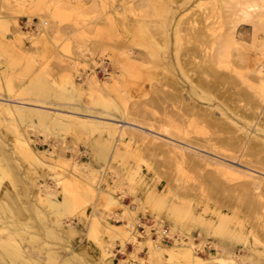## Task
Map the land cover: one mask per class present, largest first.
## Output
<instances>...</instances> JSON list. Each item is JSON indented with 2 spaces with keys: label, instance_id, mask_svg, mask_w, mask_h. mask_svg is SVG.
Wrapping results in <instances>:
<instances>
[{
  "label": "rangeland",
  "instance_id": "rangeland-1",
  "mask_svg": "<svg viewBox=\"0 0 264 264\" xmlns=\"http://www.w3.org/2000/svg\"><path fill=\"white\" fill-rule=\"evenodd\" d=\"M236 1L0 0V98L15 97L31 103L71 110L74 108V111L77 110L81 114L88 113L104 117L100 120V126L91 127L80 124H54L52 111H47V109L31 107L32 114L28 117L25 116L26 120L24 118L21 120L17 113L12 118L0 110V136L4 141V143L0 142V148H6L10 153L12 170L19 179L18 182L12 184L8 182L7 185L11 190L13 188L12 192L19 194L21 199L23 196L21 202L28 206L23 213L18 209V212L12 211V209L10 211V208H7L6 214L1 212L7 216L10 223L6 226L9 227L7 230L0 232V241L6 240L12 244L13 247L8 244V249L14 254L11 256L7 253V248L4 249L3 246H0V264H62L60 260L63 251H60L58 246L66 242L76 249L77 260L80 264H102L98 238L88 229L91 228L90 217L96 215L94 210L97 209L98 212L100 210L97 214L104 222L128 223L129 218V221H133L137 219L136 217H141L144 222L148 220L147 222L153 223L156 208L155 204L150 201L151 194L170 196V199L176 201H187L196 213L215 219L216 234H214L212 224H204L201 219L196 220L193 224L195 226L192 225L190 229H184L185 239L183 242L189 240L188 236H192L194 244L200 242H202L200 246L204 244L203 248L200 246L196 248L199 253H202L200 255L210 256L212 253H216L217 255L231 256L234 259L238 258L237 260L240 262L247 261L248 264L252 260L255 264L256 260L257 264H261L262 260L264 264V208L260 206L264 205V190H262L264 188H261L264 186V174L253 173L254 175L249 177L244 173L247 172L244 165L254 166L264 172V96L260 84L261 77L257 76L258 74L254 70L256 63L264 62L262 39V37L264 38V6L257 9L260 14L258 11L257 13L262 18L254 12L257 15H253L256 19L252 16L254 20L249 18L243 21L238 14L239 2L252 0ZM254 1L264 5L263 0V2L261 0ZM258 16L261 19L258 20ZM26 18L30 22L34 19L41 26L37 29L24 26ZM227 37H230L233 42H230L231 39L228 40ZM254 37L256 38L254 39ZM190 57L192 62H189ZM193 57L197 59L195 60ZM203 57L208 61L205 62L206 59L204 60ZM103 59L109 60L111 74L113 73L110 74L111 77L118 79V83L111 85L112 97L110 99L109 97L90 95L86 81L77 78L79 71H93ZM188 59L190 60L188 61ZM201 62L205 63L204 66ZM204 67L205 69H202ZM187 68L189 69L187 70ZM214 70L215 72H213ZM185 73L191 77L188 78ZM69 77H72L81 86L83 93L73 91L72 94L76 97H73L71 93L61 94L64 91L62 86L69 85L67 81ZM98 77V81L101 83L111 79ZM208 78H211L209 82ZM212 79L215 83H212L213 85L211 84ZM42 80L50 83L51 93L48 95H40L24 88L32 82ZM196 80L197 82H195ZM192 82L196 84L194 85ZM206 84L207 86L210 84L211 87H207ZM190 85L193 86V92L192 89H189ZM201 85L203 89L206 86L207 91L211 93L207 94L205 89H201ZM182 97L183 102L184 99L187 102L183 103ZM174 107L176 108L174 109ZM187 107H191V109H187ZM207 107L214 108L210 112ZM186 110H190V112L188 111L191 113L190 116ZM183 111L188 116L185 112L183 114ZM198 112L203 113L206 120ZM39 113L44 114L45 117L39 118ZM45 113L46 115L48 113L49 117ZM172 114L175 116L173 117ZM126 115L130 116L129 119ZM5 116H7V122ZM130 118L132 121L138 119L139 122L138 120L135 122H143L141 124H146L145 126L159 132H162V129L166 127V134L180 140L186 141L190 138V140L196 141L197 145L202 141V145H198L202 150L197 151L209 158L220 160V164L208 162L210 164L207 167L209 170L216 168L218 172L207 171L206 164L208 163L206 161L191 160L190 163L184 162L187 164L179 163L177 158L180 159V147L185 145L183 142L174 141L179 144L177 147L167 143L164 136H156L138 128L135 129L124 121L116 122L117 120H115H130ZM169 119L171 120L169 121ZM180 119L183 122L186 121L185 125ZM121 122L123 125H120ZM107 124H115L118 127L120 125L123 138L110 135ZM17 132L30 142L44 163H36L16 151ZM206 136L210 138L208 139ZM211 136L213 141H211ZM196 138L197 140H195ZM149 140L150 142H148ZM160 141L164 145L159 144ZM203 144L205 148L202 147ZM75 145L80 148V153L74 156L79 158L78 160L83 165H87L88 171L91 172L88 176L81 174L86 184L95 187L97 193L98 190L107 189L109 184L114 186V189L113 187L112 190L110 189V193L118 198L119 203L106 205L104 198L100 195L96 196L82 190L81 194L88 200L86 202H89L85 203L86 216H84L78 206L72 207V209H68L64 205L60 208H52L37 199V188L34 187L30 177L33 179L37 177L41 184H48L56 188L57 197L62 198L64 194L62 186L56 184L53 168L55 167L59 171L61 180L73 173L81 176L72 167L73 158L71 156L74 153L69 152L66 148L67 146L75 147ZM156 146L165 151H162L161 148L157 149ZM168 149L170 152L172 151L174 158L171 157ZM82 150H85V155H82ZM216 153H221L227 159L218 158ZM168 154L171 156L169 155V157ZM64 158L66 160L72 158L68 160L72 165L70 163L63 164L60 159ZM109 161L110 163H107ZM192 162L195 166L191 164ZM198 163L201 164V167ZM132 167L140 170L134 176L133 172L131 173ZM212 172L216 173L217 177L225 176L220 178L222 180H219V176L218 181L216 177L213 182V176L210 174ZM142 175L145 177L142 178ZM131 179L132 182L129 181ZM242 180L247 184H244ZM249 183L250 190H248ZM245 185H247L246 188H243ZM189 186L196 188L189 190ZM244 189H247L246 192ZM240 191L244 195L243 199H241ZM186 192H189L188 195ZM261 195L263 196L261 197ZM256 198L259 200L262 198V201ZM91 199L93 202L90 201ZM31 203H37L44 216H37ZM109 213L113 214L112 217L115 216V219L109 216ZM26 217L27 220L29 219L28 221H26ZM60 218L74 226L76 230L74 234L68 235L62 230L56 222V219ZM42 219L54 228L56 234L51 235L44 231L45 226L44 223L42 225L44 222ZM24 220L25 225L22 222ZM34 224H37L41 230L35 231ZM165 224L170 226L169 219L165 220ZM126 229L130 230L131 228L128 225ZM10 231L13 233L16 231L14 234L12 233L11 240L7 235ZM29 234L33 237H29ZM97 234L103 237L105 245L113 239L107 233L98 232ZM134 235L145 242L144 237L136 233ZM37 236L43 240L38 239ZM14 240L17 243H13ZM121 240L120 237H114L113 250L109 251L113 257V264L125 257L126 264H149L150 256L147 251L150 250V247L147 242H145L146 245L143 242V249H140L138 257L141 259L138 260L136 256L129 254L134 249L133 242L126 238L127 247L124 248ZM31 242L33 243L31 244ZM17 244L20 250L17 248L18 246H14ZM32 247L35 249L38 247L39 252ZM52 250H59V252ZM31 254L32 256H29ZM165 255L170 257L168 252H165ZM25 261L27 262L25 263ZM153 263L162 264L157 255L153 257Z\"/></svg>",
  "mask_w": 264,
  "mask_h": 264
},
{
  "label": "bare ground",
  "instance_id": "bare-ground-1",
  "mask_svg": "<svg viewBox=\"0 0 264 264\" xmlns=\"http://www.w3.org/2000/svg\"><path fill=\"white\" fill-rule=\"evenodd\" d=\"M236 1V0H235ZM262 1V0H261ZM264 1V0H263ZM262 1V2H263ZM237 2V1H236ZM235 2V3H236ZM258 2V1H257ZM256 1H254V0H252V1H245V2H239L240 3V6H238V11H239V16H240V19L241 20H247V19H249V18H253L256 14L254 13V12H256L257 13V11L259 10V7L260 8H263V6L264 5H261V3L259 4V2L257 3ZM264 4V3H263ZM216 6V5H215ZM229 8V7H228ZM233 9V8H232ZM236 9V8H235ZM258 9V10H257ZM264 9V8H263ZM262 9V10H263ZM237 11V10H236ZM259 12V11H258ZM264 12V11H263ZM233 13H235L234 11H233ZM254 13V14H253ZM258 14V13H257ZM259 14H260V12H259ZM258 14V15H259ZM214 15H216V14H214ZM254 15V16H253ZM221 16H222V14H221ZM253 16V17H252ZM257 16V15H256ZM260 17H261V15H259ZM257 17V19L259 20V18L260 17ZM263 16V15H262ZM231 17V16H230ZM234 18H236V16L234 15ZM255 19H256V17H254ZM254 18H253V20H254ZM262 18V17H261ZM260 18V19H261ZM230 20V19H229ZM252 20V21H253ZM250 21V20H249ZM28 22H30V21H28ZM232 23V22H231ZM238 23L240 24V22L238 21ZM246 23H247V21H246ZM246 23H244V24H246ZM262 23V22H261ZM261 23H260V25H261ZM229 24H230V22H229ZM237 24V22L235 23V25ZM249 24V23H248ZM231 25V24H230ZM15 26V25H14ZM231 26H233V25H231ZM237 26V25H236ZM255 26V25H254ZM228 28H229V25L227 26ZM258 27H260V26H258ZM261 27H262V25H261ZM260 27V28H261ZM255 28H256V26H255ZM230 30V29H229ZM228 31V30H227ZM232 31H233V28H232ZM257 32V31H256ZM264 33V32H263ZM19 34V33H18ZM231 35H232V33H231ZM230 35V36H231ZM235 35H236V33H235ZM234 36V35H233ZM254 36H255V34H254ZM228 38V40L229 39H231L230 37H227ZM256 37H254V39H255ZM195 39V38H194ZM262 39H263V42H264V38L262 37ZM196 40V39H195ZM234 40V39H233ZM196 41H198V40H196ZM200 41V40H199ZM238 41V40H237ZM230 42H233L232 41V39L230 40ZM238 43V42H237ZM236 44V43H235ZM256 44V43H255ZM237 46V45H236ZM160 48V47H159ZM259 49H261L260 47H259ZM161 50H162V48H161ZM263 50V49H262ZM264 51V50H263ZM206 55V54H205ZM204 55V56H205ZM210 55V54H209ZM205 57H208L209 58V56H205ZM191 58V57H190ZM194 59H195V57H193ZM211 58V57H210ZM209 58V59H210ZM197 59V58H196ZM195 59V60H196ZM203 59H204V57H203ZM202 59V60H203ZM206 59V61L205 62H207L208 60H207V58H205ZM204 59V60H205ZM190 59H188V61H189ZM203 60V61H204ZM262 60V59H261ZM193 60H192V58H191V60L189 61V62H192ZM188 62V63H189ZM196 62H198V61H196ZM182 63V62H181ZM180 63V64H181ZM212 63V62H211ZM213 63H215V62H213ZM179 64V65H180ZM201 64H203V66H204V62L202 63L201 62ZM209 65H210V63H208ZM207 64V65H208ZM186 65H188V64H186ZM193 65V64H192ZM206 65V66H207ZM213 65V64H212ZM180 67V66H179ZM183 67V66H182ZM193 67V66H192ZM198 67V66H197ZM196 67V68H197ZM202 66L200 65V68H201ZM208 67V66H207ZM194 68H195V66H194ZM193 68V69H194ZM189 68H187V70H188ZM198 69V68H197ZM202 69H205V67L204 68H202ZM201 69V70H202ZM254 70H255V72L258 74L257 76H260L261 77V90H262V94H263V96H264V62H262V61H260V62H258V63H256L255 64V66H254ZM204 71H208V70H204ZM210 71H212V70H210ZM209 71V72H210ZM253 71V70H252ZM114 72V71H113ZM198 72V71H197ZM213 72H215V70L213 71ZM213 72H211V73H213ZM199 73V72H198ZM111 74V73H110ZM113 74V73H112ZM111 74V75H112ZM186 74V73H185ZM111 75H109L107 78H111L110 80H107L105 83H101V82H99L98 81V75L94 72V69H93V71H92V73H89V74H87L86 72H80L79 71V73L77 74V78H79V79H81V80H85L86 81V84H87V86H88V89H89V94L90 95H98L99 97H105V98H107V97H109V99L112 97L111 96V92H110V90H111V85L112 84H114V83H118V79L117 78H114V77H111ZM118 75V74H117ZM186 75H188V78L189 77H191V76H189V74H186ZM193 75V74H192ZM213 75H215V74H213ZM182 77V76H181ZM185 77H187V76H185ZM207 77V76H206ZM42 79V78H41ZM211 78H208L207 80H208V82H209V80H210ZM122 80V79H121ZM190 80H191V78H190ZM190 80H188V81H190ZM202 80V79H201ZM213 80V79H212ZM211 80V81H212ZM47 81H49L48 79H47ZM68 83H69V85H65V86H62L64 89V91L63 92H61V94H65V92L66 93H71V95L73 96V97H76L74 94H72L73 93V91H76V92H78V93H81L83 90H82V88H81V86L80 85H78V83L77 82H75V80L72 78V77H69L68 78ZM192 81V80H191ZM190 81V82H191ZM194 81V80H193ZM181 82V81H180ZM195 82H197V80L195 81ZM204 82V81H203ZM207 82V83H208ZM214 82V80L211 82V84ZM83 83V82H82ZM193 83V82H192ZM198 83H199V81H198ZM187 84V83H186ZM194 85L196 84V83H193ZM192 84V85H193ZM203 84V83H202ZM213 84H215V83H213ZM212 84V85H213ZM259 84V85H260ZM64 85V84H63ZM198 85V84H197ZM210 85V84H209ZM207 86V84H206V86L207 87H211V85L210 86ZM205 86V91H207V87ZM83 87H85V86H83ZM122 87V86H121ZM179 87V86H178ZM188 87V86H187ZM192 87L193 86H191L190 85V90L192 89ZM195 87V86H194ZM201 87V89H203L202 88V85L200 86ZM24 88H26V90H28V91H30V92H34V93H37V94H40V95H48V94H50L51 93V87H50V83L48 84V82H46V81H44V80H42V81H35V82H32V83H30L27 87H24ZM53 88V87H52ZM55 88H57V87H55ZM54 88V89H55ZM176 88V87H175ZM179 88H181V87H179ZM184 89H186V88H184ZM203 89V90H204ZM209 89V88H208ZM182 91V90H181ZM180 91V92H181ZM59 92V91H58ZM87 92V91H86ZM124 92V91H123ZM127 92V91H126ZM169 92H171V91H169ZM174 92V91H173ZM172 92V93H173ZM176 92V91H175ZM192 92H193V89H192ZM201 92V91H200ZM208 92V91H207ZM206 92V93H207ZM83 93V92H82ZM186 93V92H185ZM203 93V92H202ZM211 92H208L207 94H210ZM60 94V93H59ZM171 94V93H170ZM70 95V94H69ZM83 95V94H82ZM127 95V94H126ZM176 95V94H175ZM174 95V96H175ZM182 95V94H181ZM203 95V94H202ZM205 95V94H204ZM114 96V95H113ZM169 96H171V95H169ZM174 96H172V98L174 97ZM194 96H195V94H194ZM208 96H210V95H208ZM80 97H82V96H80ZM80 97H78V98H80ZM180 97V96H179ZM199 97V96H198ZM200 97H202V96H200ZM207 97V96H206ZM115 98V97H114ZM178 97H177V95H176V99H177ZM185 98V97H184ZM195 98V97H194ZM193 98V99H194ZM208 98H210V97H208ZM213 98V97H212ZM211 98V99H212ZM262 98V97H261ZM174 99V98H173ZM172 99V101H174ZM198 99V98H197ZM28 100V99H27ZM179 100H180V98H179ZM188 100V99H187ZM209 100V99H208ZM263 100V99H262ZM186 100L184 99V102H185ZM191 101V100H190ZM198 102H199V100H197ZM182 102H183V97H182ZM183 102V103H184ZM187 102V101H186ZM111 103H112V101H111ZM175 103V102H174ZM51 104V103H50ZM92 104V103H91ZM177 104V103H176ZM55 105V104H54ZM181 105V104H180ZM186 105V104H185ZM186 106H188V105H186ZM196 106V105H195ZM31 107H33V108H36V109H47V111H52V121H53V123L54 124H62V125H65V124H75V125H77V124H80V125H83V126H85V125H89V126H96V125H99L100 124V120L102 119V117L103 116H99V115H94V114H88V113H83V114H81L80 112H77V110L76 111H74V108H73V110H71V109H65V108H62V107H57V106H51V105H44V104H40V103H31V102H27V101H25V99L24 100H19V99H17V98H15V97H7V98H0V110L1 111H3V112H6L7 114H9V116L10 117H14V114L15 113H17L20 117H21V120H22V118H24L25 116H30V114H32L31 113ZM87 107V106H86ZM118 107V106H117ZM168 107V106H167ZM171 107V106H170ZM178 107V106H177ZM205 107V106H204ZM85 108V107H84ZM122 108V107H121ZM176 107H174V109H175ZM183 108V107H182ZM188 108H190L191 109V107H187V109ZM198 108V107H197ZM208 108V107H207ZM212 108H214V107H212ZM212 108H208L209 109V111L210 110H212ZM215 108H216V106H215ZM86 110H87V108H85ZM120 109V108H119ZM174 109H173V111H174ZM193 109V108H192ZM199 109V108H198ZM203 109V108H202ZM202 109H201V111H202ZM206 109V108H205ZM104 110V109H103ZM125 110H127V109H125ZM169 110H170V108H169ZM185 110V109H184ZM189 112H190V110H188ZM187 110H186V112L188 113V115L189 114H191V113H189ZM193 111V110H192ZM196 111V110H195ZM200 111V110H199ZM213 111H214V109H213ZM111 112V111H110ZM126 112V111H125ZM124 112V113H125ZM169 112H171V111H169ZM179 112V111H178ZM184 112L185 111H183V114H184ZM185 112V113H186ZM203 112H204V110H203ZM211 112V111H210ZM187 113H186V115H187ZM195 113V112H194ZM200 112H198V114H199ZM208 113V111L206 112V114ZM221 113H223V112H221ZM104 114V113H103ZM174 114V113H173ZM172 114V116L174 117L175 115H176V113H175V115H173ZM182 114V113H181ZM200 114H202L204 117H205V115L203 114V113H200ZM213 114V113H212ZM39 115H40V117L39 118H42V117H45L44 116V114L43 115H41L40 113H39ZM45 115H46V113H45ZM49 114L47 113V115L46 116H48ZM167 115H169V114H167ZM187 115V116H188ZM192 115H194V114H192ZM201 115V116H202ZM211 115V114H210ZM34 116V115H33ZM33 116H32V118H33ZM122 116V115H121ZM127 117H128V115H126ZM177 116H179V117H181L180 115H177ZM190 116V115H189ZM7 116H5V118H6ZM49 117V116H48ZM130 117V116H129ZM129 117H128V119H129ZM132 117V116H131ZM178 117V118H179ZM224 117V116H223ZM226 117V116H225ZM26 118V117H25ZM24 118V119H25ZM104 118V117H103ZM167 118V117H166ZM170 118H171V116H170ZM175 118H177V117H175ZM185 118V117H184ZM216 118V117H215ZM23 119V120H24ZM49 119V118H48ZM47 119V120H48ZM127 119V118H126ZM168 119V118H167ZM225 119V118H224ZM224 119H223V121H224ZM26 120V119H25ZM29 120H31V119H29ZM41 120V119H40ZM39 120V121H40ZM115 120H117L116 122H120V121H124L125 123H127V125L129 124V125H131V127H135V129L136 128H138V129H140V130H142V131H145V132H148V133H152V134H154V135H156V136H160V137H165L166 139H167V143H169V144H173L174 146H177V147H179V144H176L174 141H179L180 143L181 142H183L185 145L184 146H181L180 147V149H181V153H180V159H178L177 158V160H179V163H183V164H187V163H184V162H189V161H191V160H194V161H206L207 163L208 162H210V161H212L213 163H218V164H220L221 162H220V160H216V158H209V156H206V155H203V154H200L197 150H202V149H200V147H198V145H202L201 143H202V141L201 142H199L200 144H196L195 142L196 141H192V140H190V138L189 139H187L186 141H184V140H180V139H177L176 137H174V136H171V135H168V134H166V132H167V128L165 127V128H163L162 129V132H159V131H157V130H155V129H153V128H151V127H147V126H145L146 124H141V123H143V122H141V123H138L139 122V120L138 119H136V120H138V122H135L136 120H134V121H132L131 120V118H130V120H118V119H115ZM114 120V121H115ZM171 119H169V121H170ZM182 120H183V118H182ZM181 119H180V121L181 122H183ZM196 120V119H195ZM205 120H206V117H205ZM228 120V119H227ZM5 121L7 122V118L5 119ZM19 121V120H18ZM38 121V120H37ZM45 121V120H44ZM176 121V120H175ZM209 121V120H208ZM215 121H216V119H215ZM172 122V121H171ZM210 122V121H209ZM25 123V122H24ZM38 123V122H37ZM51 123V122H50ZM122 123V122H121ZM180 123V122H179ZM184 123V125H185V123H186V121L185 122H183ZM207 123V122H206ZM205 123V124H206ZM211 123H213L212 121H211ZM225 123V122H224ZM39 124V123H38ZM102 124V123H101ZM177 124V123H176ZM182 124V123H181ZM197 124H199V123H197ZM214 124V123H213ZM212 124V125H213ZM12 125H13V123H12ZM29 125V124H28ZM40 125V124H39ZM108 125V124H107ZM120 125H123V123L122 124H120ZM120 125H119V127H120ZM155 125V124H154ZM183 125V126H184ZM14 126V125H13ZM47 126H48V124H47ZM52 126V125H51ZM100 126V125H99ZM102 126H104V125H102ZM175 126H177V125H175ZM108 128H109V133H110V135H117V136H119L120 137V139H122L123 138V135H122V131H121V128H119L117 125H115V124H109L108 126H107ZM130 127V128H131ZM161 127V126H160ZM181 127V126H180ZM203 127H204V125H203ZM129 128V127H128ZM176 128V127H175ZM178 128H179V126H178ZM60 129H62L61 127H60ZM134 129V128H133ZM132 129V130H133ZM182 129V128H181ZM180 129V131H183V130H181ZM17 130V129H16ZM52 130V129H51ZM76 130V129H75ZM159 130V129H158ZM186 130V129H185ZM185 130H184V132H185ZM211 130V129H210ZM49 131V130H48ZM54 131V130H53ZM209 131V130H208ZM140 132V131H139ZM173 132V131H172ZM171 132V133H172ZM50 133V132H49ZM92 133V132H91ZM128 133H129V131H128ZM169 133V132H168ZM175 133V132H174ZM183 133V132H182ZM209 133V132H208ZM212 133V132H211ZM213 133L215 134V130L213 131ZM213 133H212V135H213ZM138 134V133H137ZM136 134V135H137ZM188 134V133H187ZM207 134V133H206ZM210 134V133H209ZM208 134V135H209ZM179 135V134H178ZM183 135V134H182ZM181 135V136H182ZM93 136V135H92ZM112 137V136H111ZM114 137V136H113ZM127 137V136H126ZM191 137V136H190ZM207 137V136H206ZM213 137H215L214 135H213ZM212 136H211V139L213 138ZM46 138H47V136H46ZM184 138V137H183ZM193 138V137H192ZM191 138V139H192ZM208 139L210 138V137H207ZM45 139V138H44ZM118 139V138H117ZM146 139V138H145ZM207 139V140H208ZM45 140H47V139H45ZM126 140V139H125ZM194 140V139H193ZM195 140H197V138L195 139ZM200 140V139H199ZM214 139H212L211 141H213ZM169 141V142H168ZM170 141H173V142H170ZM0 142L1 143H4V141H3V139L1 138V136H0ZM148 142H150V140L148 141ZM161 142V141H160ZM198 143V142H197ZM204 143V142H203ZM208 143V142H207ZM215 143H217V142H215ZM108 144H109V142H108ZM153 144V143H152ZM159 144H163L162 142L161 143H159ZM159 144H157V145H159ZM154 145V144H153ZM152 145V146H153ZM164 145V144H163ZM205 145H206V143H205ZM204 144H203V148H205L204 146H205ZM214 145V144H213ZM114 146H115V144H114ZM162 146V145H161ZM218 146V145H217ZM67 148V150L69 151H71V152H73L74 154H72V158H73V170H76L77 172H79V174L81 175H86V176H88V175H90L91 174V172H89L88 171V169L89 168H87V165L85 166V165H83L82 164V162H80V160H78L77 159V157L76 156H74V155H77V154H79L80 153V148H78V146H76L75 145V147H70V146H67L66 147ZM153 148H155L154 146H153ZM156 148H157V146H156ZM158 148H159V146H158ZM157 148V149H158ZM161 148V147H160ZM159 148V149H160ZM15 149H16V151H18L19 153H21L22 155H24L25 157H27V158H29V159H31V160H33L34 162H36V163H39V164H42V163H44L43 162V160L40 158V156L37 154V152L35 151V149L32 147V145L30 144V142L26 139V138H24V137H22L21 135H20V133L19 132H17V137H16V141H15ZM163 148H161V150H162ZM165 149V148H164ZM179 149V148H178ZM179 149V150H180ZM210 149V148H209ZM169 150V149H168ZM167 150V151H168ZM210 150H212V149H210ZM213 150H216V148H213ZM40 151V150H39ZM162 151H165V150H162ZM166 151V152H167ZM98 152V151H97ZM165 152V153H166ZM169 152H170V150H169ZM169 152H167V153H169ZM172 152V151H171ZM170 152V153H171ZM208 152V151H207ZM170 154H168V156H169ZM172 155V156H171ZM171 157H173L174 158V155H173V153H171ZM214 155V154H213ZM55 156V155H54ZM169 156V157H170ZM216 156L218 157V158H222V159H227L226 157H224L221 153H216ZM70 157V156H69ZM80 157V156H79ZM26 158V159H27ZM58 158V157H57ZM71 158V159H72ZM231 158V157H230ZM71 159H69L68 158V160H71ZM82 159V158H81ZM68 160H66L65 158L64 159H60V161L63 163V164H65V165H68L69 163H70V161H68ZM11 161H12V159H11V156H10V153H8L7 152V150H6V148H0V232L1 231H4V230H7L9 227H6V226H8L9 225V221L7 220V216L5 215H3L6 211H7V208H10V211H11V209H12V211L13 210H16V212H18L17 211V209L19 210V211H22V213H23V211H24V209L25 208H27L28 206H27V204L25 205V204H23V202H21V200L23 199V196H22V199H21V196H19V194H16V193H13L12 192V190H13V188H12V190L10 189V187L7 185L8 184V182H11V184L12 183H16V182H18V177H17V175H16V173H14L13 172V170H12V167H11ZM30 161V160H29ZM89 161V160H88ZM177 162V161H176ZM248 162V161H247ZM72 163H70L71 165H72ZM107 163H110V161L109 162H107ZM190 163V162H189ZM188 163V164H189ZM200 163H202V162H200ZM200 163H198V165L200 164ZM251 163V162H250ZM49 164V163H48ZM191 164H193V162L191 163ZM191 164H189V165H191ZM210 163H208V164H206L207 166H206V169H208L207 167H208V165H209ZM240 164V163H239ZM33 165H35V164H33ZM50 165V164H49ZM70 165V166H71ZM91 165V163L89 164V166ZM194 165V164H193ZM193 165H191V166H193ZM252 165V164H251ZM42 166V165H41ZM56 166V165H55ZM195 166V165H194ZM200 167H201V164L199 165ZM245 167H246V170H247V172H244L245 173V175L246 176H249V177H252L254 174L253 173H263L264 174V172L263 171H260V170H258V169H256V168H254V166L253 167H251V166H246V165H244ZM45 167H47V166H45ZM49 167H51L52 168V166H49ZM91 167V166H90ZM66 168V167H65ZM64 168V169H65ZM203 168H204V166H203ZM219 168V167H218ZM224 168V167H223ZM239 168V167H238ZM21 169V168H20ZM54 169V172H55V176H53L54 177V179H55V182H56V184H60L61 186H62V192L64 193L63 194V196H62V198H59V197H57V194H58V192H57V189L56 188H54V187H52L51 185H48V184H41L40 183V181H39V179L36 177L35 179H33L32 177H30L31 178V180L33 181V185H34V187H36L37 188V195H36V197H37V199L39 200V201H41V202H45V203H47L48 204V206H50V207H52V208H60V206H62V205H64L65 207H67L68 209H72V207L74 208V207H80V210H82L81 211V213L84 215V216H86V211H85V207H86V204L85 203H89V202H86V200L87 199H85L84 198V196L81 194V191L83 190V191H85V192H88V193H92L93 195H100L101 197H103L104 198V201H105V204L106 205H109V204H115V203H119L120 201L118 200V198H115L110 192V189L113 187V189H114V186H112V185H110L109 184V186L107 187V189H105V190H98V193H97V191L95 190V187H93V186H90V185H88V184H86V182L83 180V177H82V175L81 176H77V175H74V173L73 174H70V176L69 177H66L65 179H62L61 180V175H60V173H59V171L54 167L53 168ZM71 169V168H70ZM210 169H212V168H210ZM245 169V168H244ZM29 170H31V169H29ZM39 170V169H38ZM223 170V169H222ZM234 170V169H233ZM245 170V171H246ZM64 171V170H63ZM66 171V170H65ZM75 171V172H76ZM140 170L138 169V168H133L132 167V171H131V173H132V175L134 176L136 173H138ZM207 171H216V172H218L217 170H216V168H215V170L213 169V170H207ZM226 171V170H225ZM67 172V171H66ZM229 172V171H228ZM237 172V171H236ZM239 172V171H238ZM72 173V172H71ZM220 173V172H219ZM225 173V172H224ZM240 173V172H239ZM53 174V173H52ZM93 174V173H92ZM98 174V173H97ZM210 174H212V179H213V182H214V180L216 179V173H214V172H212V173H210ZM209 174V175H210ZM221 174H223V173H221ZM227 174V173H226ZM122 175V174H121ZM244 175V174H243ZM49 176V175H48ZM100 176V175H99ZM105 176V175H104ZM114 176V175H113ZM220 176V175H219ZM218 176V177H219ZM223 176H225V175H222V176H220L219 177V180H222V179H220V178H222ZM51 177V176H50ZM122 177V176H121ZM145 176L144 175H142V178H144ZM218 177H217V181H218ZM8 179V180H7ZM126 179H127V177H126ZM210 179V178H209ZM117 180V179H116ZM248 180V179H247ZM3 181H7V182H3ZM96 181V180H95ZM129 181H133L132 179L131 180H129ZM128 181V182H129ZM243 181V180H242ZM161 182V181H160ZM251 182H252V180H251ZM44 183H46V182H44ZM243 183H244V181H243ZM93 184V183H92ZM162 184V183H161ZM244 184H247V182L246 183H244ZM10 185V184H9ZM44 185V186H43ZM98 185H99V183H98ZM254 185V184H253ZM13 186V185H12ZM11 186V187H12ZM246 186L247 185H245V187L243 186V188H246ZM249 189L248 190H250V183H249ZM13 187H15V185L13 186ZM25 187H26V185H25ZM56 187V186H55ZM161 187V186H160ZM252 187V186H251ZM260 187H261V185H260ZM21 188V187H20ZM27 188H28V186H27ZM121 188V187H120ZM166 188V187H165ZM171 188V187H170ZM189 188H190V186H189ZM188 188V189H189ZM191 188H193L192 186H191ZM189 189V190H192V189ZM194 188H196V187H194ZM193 188V189H194ZM202 188V187H201ZM261 188H264V186L263 187H261ZM100 189H101V187H100ZM103 189V188H102ZM154 189V188H153ZM241 189V188H240ZM254 189H255V187H254ZM112 190V189H111ZM121 190V189H120ZM203 190V189H202ZM243 190V189H242ZM247 190V189H246ZM246 190L244 189V191L246 192ZM262 190H264V189H262ZM17 191H18V189H17ZM21 191V190H20ZM59 191V190H58ZM178 191V190H177ZM180 191V190H179ZM243 191V192H244ZM252 191V190H251ZM255 191H257V190H255ZM16 192V191H15ZM19 192V191H18ZM84 192V193H85ZM116 192V191H115ZM119 192V191H118ZM180 192H182V190L180 191ZM184 192V191H183ZM254 192V191H253ZM178 193V192H177ZM187 193V195H188V193L189 192H186ZM185 193V194H186ZM240 194H242V192L240 191L239 192ZM248 193H249V191H248ZM250 193H252V192H250ZM178 194H180V193H178ZM183 194V193H182ZM254 194V193H253ZM127 195V194H126ZM250 195V194H249ZM258 195V194H257ZM256 195V196H257ZM125 196V195H124ZM241 196V195H240ZM243 194H242V198L241 199H243ZM263 195H261V197H262ZM117 197V196H116ZM126 197V196H125ZM124 197V198H125ZM170 197V196H169ZM169 197H165V196H163V195H161V194H156V195H154V194H151V197H150V201L152 202V203H154L155 204V208H156V210H155V213H154V220L155 221H153V224H155V225H157L158 227H162V226H164V225H166L165 224V220H167V219H169V221H170V226H169V229H170V233H171V235H172V240L169 242V243H162V242H159L158 240H156L155 238H153L152 237V234H151V232H150V225H148V223L149 222H144L142 219H141V217L140 218H138V217H136L137 219L136 220H133V221H129V219L127 220L128 221V223H110V222H108V221H106V222H104V221H102L99 217H98V214L97 213H99L100 212V210H99V212H98V210L96 211V210H94L95 212H96V215H94V216H92V217H90V221H91V223H90V225H91V228L89 227H87L88 229H90V233L92 232L93 234H95L96 235V238H98L97 239V241H98V246H99V248H101V258H102V261H101V263L102 264H113V257L111 256L112 254H111V252H109L110 250H113V245H114V237H120L122 240V245H123V247L124 248H126L127 247V243H126V241H125V239L127 238V239H130V241H132L133 242V245H134V249H133V251L130 253L129 252V254L131 255V256H136L137 258L139 257V253H140V249H143L142 248V244H143V242L144 241H142V240H140L139 239V237H137L136 235H134V232L136 231V226H137V224L138 223H143L145 226H146V233L144 234V235H140V234H138V233H136V234H138V235H140L141 237H144L145 239V242H147L148 244L147 245H149L148 247H150V250L149 251H147V252H149L148 254H149V256H150V262H149V264H154L153 263V257L155 256V255H157L158 256V259H159V261H161L162 262V264H248V262L247 261H244L243 260V262H240V260H237V259H234L233 257H231V256H223L221 253V255H217L216 253H212L210 256H202V255H200V254H202V253H199L198 252V250L196 249L198 246H200V243H202V242H200L199 244H194V242H193V238H192V236H188L189 237V240L188 241H185V242H183L184 241V229H190V227L196 222V220H200L201 219V221H203V223L204 224H209V225H211L212 224V226H213V231H214V234H216V221H215V219L214 218H212L211 216L210 217H205V216H203L202 214H198V213H196L193 209L194 208H192L191 206H190V204L187 202V201H184V200H182V201H176V200H172V199H170ZM239 197V196H238ZM254 197V196H253ZM253 197H252V200H253ZM257 197H259V196H257ZM91 198H93V197H91ZM246 198H247V195H246ZM260 198V197H259ZM259 198H256V199H258L259 200ZM264 198V197H263ZM84 199V200H83ZM255 199V198H254ZM94 200V199H93ZM122 200V199H121ZM246 200V199H245ZM88 201V200H87ZM91 202H93L92 201V199L90 200ZM95 201V200H94ZM259 201H262V198H261V200H259ZM264 201V200H263ZM125 202V201H124ZM255 202V201H254ZM259 203V202H258ZM263 203V202H262ZM93 204V203H92ZM251 205V204H250ZM252 205H253V202H252ZM259 205V204H258ZM31 206L33 207V209H34V212L37 214V216H39V217H41L42 215H43V212H42V210H41V208L38 206V204L37 203H31ZM261 207L263 206V208H264V205H260ZM106 207V206H105ZM124 207V206H123ZM261 207H259L260 209H262ZM64 208V207H63ZM122 208V207H121ZM258 208V209H259ZM102 209H104V208H102ZM106 209V208H105ZM54 210V209H53ZM4 212V213H1V212ZM9 211V210H8ZM112 211V210H111ZM15 212V213H16ZM94 212V213H95ZM134 212V211H133ZM12 213V212H11ZM14 213V214H15ZM25 213V212H24ZM128 213V212H127ZM153 213V212H152ZM6 214V213H5ZM18 214V213H17ZM26 214V213H25ZM63 214V213H62ZM101 214V213H100ZM104 214V213H103ZM122 214V213H121ZM134 214V213H133ZM137 214V213H136ZM8 215V214H7ZM22 215V214H21ZM64 215V214H63ZM67 215V214H66ZM102 215V214H101ZM113 215V214H112ZM112 215H110V213H109V216H111L112 217ZM120 215V214H119ZM124 215V214H123ZM125 215H127L126 213H125ZM15 216H16V214H15ZM44 216V215H43ZM59 216V215H58ZM105 216H108V215H105ZM104 216V217H105ZM122 216V215H121ZM21 217V216H20ZM110 217V218H111ZM115 216H113L112 218H114ZM16 218H17V216H16ZM15 218V219H16ZM56 218V217H55ZM62 218V217H61ZM56 219V222H57V224L62 228V230H64L68 235H72V234H74L75 233V228H74V226H72L70 223H68V222H65V221H63L62 219ZM69 218V217H68ZM118 218V217H117ZM124 218H126L127 219V217H124ZM67 219V218H66ZM115 219V218H114ZM113 219V220H114ZM119 219V218H118ZM22 220V219H21ZM29 220V219H28ZM27 220V217H26V221H28ZM43 220V219H42ZM53 220H55V219H53ZM68 220V219H67ZM150 220V219H149ZM152 220V219H151ZM16 221V220H15ZM40 221V220H39ZM44 222H42V225H43V223H44V231H46V233L48 232L49 234H51V235H54V234H56V232H55V230H54V228H52L50 225H49V223H47L45 220H43ZM89 221V220H88ZM11 222H13V221H11ZM19 222V221H18ZM23 222V224L25 225V220L24 221H22ZM22 222H20V223H22ZM13 223H15V222H13ZM16 223H17V221H16ZM18 225V224H17ZM22 225V224H21ZM89 224H88V226H90ZM128 225H129V228H131L130 230H128V229H126V227L128 228ZM13 226V225H12ZM16 226V225H15ZM19 226V225H18ZM27 226V225H26ZM193 226H195V225H193ZM222 226V225H221ZM33 227V226H32ZM264 227V226H263ZM11 228H13V227H11ZM23 228H24V226H23ZM22 228V229H23ZM25 229V228H24ZM29 229H32V228H29ZM34 229H36L35 231H40L41 229H40V227H38L37 226V224H34ZM33 229V230H34ZM87 229V230H88ZM264 229V228H263ZM262 229V230H263ZM20 230V229H19ZM202 230V229H201ZM9 231V230H8ZM13 231V230H12ZM12 231H10V232H8V238H10V237H12L13 238V234L16 232H12ZM264 231V230H263ZM20 232V231H19ZM27 232H28V230H27ZM30 232V231H29ZM98 232H103V233H107L111 238H113L112 239V241L108 244L107 243V245H105L104 244V239H103V237H100L97 233ZM262 232V231H261ZM7 233V232H6ZM13 233V234H12ZM21 233H23L22 231H21ZM25 233V232H24ZM87 233V232H86ZM128 233H129V235H128ZM35 234V233H34ZM100 234V233H99ZM0 235H1V233H0ZM18 235V234H17ZM20 235V234H19ZM50 235V236H51ZM87 235V234H86ZM90 235H92V234H90ZM190 235V234H189ZM220 235V234H219ZM222 235V234H221ZM31 235L29 234V237H30ZM36 236V235H35ZM34 236V237H35ZM47 236H48V234H47ZM109 236H108V238H109ZM19 237V236H18ZM29 237H27V238H29ZM33 236H31V238H32ZM38 237V236H37ZM90 237V236H89ZM12 238H10L9 240H11ZM256 238V237H255ZM7 239V238H6ZM26 239V238H25ZM36 239V238H35ZM38 239H40V240H43V239H41V238H39L38 237ZM188 239V238H187ZM257 239V238H256ZM255 239V240H256ZM32 240V239H31ZM34 240V239H33ZM37 240V239H36ZM39 240V241H40ZM96 240V239H95ZM259 240V239H258ZM29 241V240H28ZM129 241V240H128ZM260 241V240H259ZM17 243V241H15L14 240V242L13 243ZM38 242V241H37ZM144 242V243H145ZM228 242V241H227ZM21 243V242H20ZM33 242H31V244H32ZM261 243V242H260ZM8 244H10V243H8V241H0V246H3L4 247V249L5 248H7V253L8 254H11V256L14 254L13 252H11V251H9V247H8ZM40 244H41V241H40ZM43 244V243H42ZM97 244V243H96ZM264 244V243H263ZM10 245H12V244H10ZM9 245V246H10ZM36 245V244H35ZM145 245H146V243H145ZM14 246H18V244L17 245H14ZM37 246V245H36ZM54 246V245H53ZM53 246H52V248H53ZM56 246V245H55ZM202 246L204 247V244H202ZM202 246H200L201 248H203ZM216 246V245H215ZM220 246V245H219ZM12 247H13V245H12ZM44 247V246H43ZM18 249H19V246L17 247ZM17 248H15V249H17ZM32 248H34L35 249V247H32ZM38 248V247H37ZM36 248V249H37ZM58 248H60L59 250L60 251H63V254L61 255V262H62V264H80L79 263V261L77 260V258H78V254H77V251H76V249H74L73 247H71V246H69L68 245V243L66 242V243H64V244H62V245H60V246H58ZM75 248H77V247H75ZM129 248V247H128ZM223 248V247H222ZM224 248H225V246H224ZM223 248V249H224ZM33 249V250H34ZM36 249H35V251H36ZM39 249H40V247H39ZM149 249V248H148ZM227 249V248H226ZM247 249V248H246ZM3 250V249H2ZM1 250V251H2ZM20 250V249H19ZM28 250V249H27ZM32 250V249H31ZM59 250H52L53 252H59ZM203 250V249H202ZM37 251H38V249H37ZM51 251V252H52ZM200 251V250H199ZM246 251V250H245ZM39 252V251H38ZM98 252V251H97ZM125 252V251H124ZM123 252V253H124ZM165 252H168V254L170 255V257H166V255H165ZM226 252V251H225ZM230 252H231V250H230ZM16 253V252H15ZM31 253H32V251H31ZM114 254L116 253V252H113ZM117 253H118V251H117ZM145 253V252H144ZM223 253V252H222ZM22 254V253H21ZM41 254V253H40ZM50 254V253H49ZM51 254H53V253H51ZM119 254V253H118ZM226 254V253H225ZM224 254V255H225ZM227 254H229V253H227ZM23 255V254H22ZM39 255V254H38ZM38 255H36V256H38ZM117 255V254H116ZM231 255V254H230ZM249 255H250V253H249ZM8 256V255H7ZM19 256H21V255H19ZM18 256V257H19ZM29 256H32V254L31 255H29ZM28 256V257H29ZM35 256V257H36ZM44 256V255H43ZM53 256V255H52ZM236 256V255H235ZM0 257H1V253H0ZM16 257H17V255H16ZM238 257V256H237ZM244 257H247V256H244ZM7 258V257H6ZM57 258H58V256H57ZM147 258H149V257H147ZM254 258V256L252 257V259ZM17 259V258H16ZM20 259V258H19ZM27 259V258H26ZM60 259V258H59ZM119 259V258H118ZM134 259V258H133ZM139 259H141V258H138V260ZM246 259V258H245ZM251 258H250V260H252ZM56 261H57V259H55ZM129 260V259H128ZM142 261V260H141ZM254 261H255V259H254ZM21 262V261H20ZM27 261H25V263H26ZM126 262H127V259H126V257L125 258H121L120 259V261L118 262V263H116V264H126ZM251 263L250 264H255L254 262H253V260L252 261H250ZM19 263V262H18ZM60 263V262H59ZM147 263V262H146ZM16 264V263H15ZM28 264V263H27ZM33 264V263H32ZM36 264V263H35ZM58 264V263H57ZM131 264H134V263H131ZM256 264H257V260H256ZM261 264H263L262 263V260H261Z\"/></svg>",
  "mask_w": 264,
  "mask_h": 264
},
{
  "label": "built area",
  "instance_id": "built-area-1",
  "mask_svg": "<svg viewBox=\"0 0 264 264\" xmlns=\"http://www.w3.org/2000/svg\"><path fill=\"white\" fill-rule=\"evenodd\" d=\"M24 26L26 27H31L34 29H37L38 27L41 26L39 22H35L34 19L30 23H28V18H26V21L24 23ZM94 72L98 76L102 77H108L111 73L110 65H109V60L108 59H103L99 65H97L94 68ZM86 73H92V70H86ZM69 152H71L69 150ZM82 155H85V150L81 151ZM148 225H150V232L152 234V237L158 240L159 242L162 243H169L172 240V235L171 231L169 229L168 225H164L162 227H158L157 225L153 224L152 222H149ZM136 231L134 233H138L140 235H144L146 233V226L143 223H138L136 226Z\"/></svg>",
  "mask_w": 264,
  "mask_h": 264
}]
</instances>
